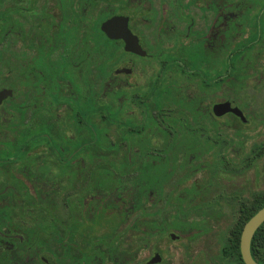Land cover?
Returning <instances> with one entry per match:
<instances>
[{
	"label": "flooded vegetation",
	"instance_id": "1",
	"mask_svg": "<svg viewBox=\"0 0 264 264\" xmlns=\"http://www.w3.org/2000/svg\"><path fill=\"white\" fill-rule=\"evenodd\" d=\"M257 195L264 0H0V264L191 260Z\"/></svg>",
	"mask_w": 264,
	"mask_h": 264
},
{
	"label": "rangeland",
	"instance_id": "2",
	"mask_svg": "<svg viewBox=\"0 0 264 264\" xmlns=\"http://www.w3.org/2000/svg\"><path fill=\"white\" fill-rule=\"evenodd\" d=\"M253 140H260L256 138ZM226 215L230 216V212H225ZM195 219H200L195 217ZM235 218H227L222 216L209 222L210 232L204 235L196 236L194 242L192 243L190 252L192 254L191 260H186L183 256L185 240L172 242L169 244H163L162 247L167 251L166 258L169 260L170 264H220L222 261L219 257V250L221 248L222 242L220 237L226 233L229 226L233 224ZM149 256V252H145V258ZM222 264V263H221Z\"/></svg>",
	"mask_w": 264,
	"mask_h": 264
},
{
	"label": "trees",
	"instance_id": "3",
	"mask_svg": "<svg viewBox=\"0 0 264 264\" xmlns=\"http://www.w3.org/2000/svg\"><path fill=\"white\" fill-rule=\"evenodd\" d=\"M263 206L264 196H255L253 207L247 211H241L233 226L222 238L220 258L223 259L226 264H244L239 249L241 232L245 223ZM176 221L177 227H180V225H188L189 227L196 228L198 226L196 222H190V224H188L179 223L178 220ZM250 253L258 264H264V223L258 228L251 240Z\"/></svg>",
	"mask_w": 264,
	"mask_h": 264
},
{
	"label": "water",
	"instance_id": "4",
	"mask_svg": "<svg viewBox=\"0 0 264 264\" xmlns=\"http://www.w3.org/2000/svg\"><path fill=\"white\" fill-rule=\"evenodd\" d=\"M264 223V206L259 209L243 226L240 236V255L244 264H258L251 256L250 243L258 228Z\"/></svg>",
	"mask_w": 264,
	"mask_h": 264
}]
</instances>
